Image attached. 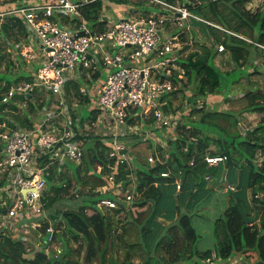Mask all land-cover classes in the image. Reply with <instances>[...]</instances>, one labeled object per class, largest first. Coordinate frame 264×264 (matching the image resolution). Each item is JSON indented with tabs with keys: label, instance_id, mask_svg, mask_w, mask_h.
Segmentation results:
<instances>
[{
	"label": "trees",
	"instance_id": "obj_1",
	"mask_svg": "<svg viewBox=\"0 0 264 264\" xmlns=\"http://www.w3.org/2000/svg\"><path fill=\"white\" fill-rule=\"evenodd\" d=\"M160 1L175 4L178 0ZM131 2L132 0H92L84 4L80 12L88 25L103 30L107 23L103 20L106 6L109 4L125 6ZM15 4L0 8V11L11 9ZM245 4V0H208L189 6V10L206 21L264 46V10L251 13L246 10ZM137 7L144 16H148L151 12L149 7L144 6L143 1L139 2ZM161 9L162 12L158 10L159 14L164 12L163 8ZM202 30L203 34L211 39V44L196 43V47L190 49L186 57L178 59L177 64L183 69L184 79L180 81L182 87L193 86L191 96L186 97L187 103L201 106L198 109L194 108L190 114L200 115L199 123L214 127L218 137L212 138L205 134V130L192 127L191 122L195 120H185L186 122L177 127L174 133L175 139L168 141L170 148L168 154L163 157L162 146L158 147L152 138L144 140L143 136L139 137L138 134L123 137L120 141L125 144L135 164L132 165V170L128 166L116 165L115 180L109 183L107 180L109 170L106 166L114 162L107 159V152L111 149L108 138L102 139L98 136L85 138L78 126L83 127L84 122L95 123L98 111L88 107L87 117L71 113L75 123L73 127L75 140L82 149V158L79 163L66 161L61 166L70 171L71 175L62 178L61 184L57 186L52 185L51 180L56 171H59L57 169L59 165H50L45 183L48 184L49 190H55V195L49 198L47 194H43V190L41 200L44 207L49 209L54 201L60 200L61 192L70 190L73 191L71 197H81V199L74 201L76 211L62 213V222L55 223L56 218L52 214L49 215L51 223L36 221L38 224L42 223L40 227V234H43L40 235L42 241L48 244L59 242L60 248L48 254L42 249L32 259H26L24 255L27 247L23 241L24 237L11 236L1 230L0 264H80L75 258H79L82 252H84V264H187L189 262L204 264L205 258L212 251H216L219 262L226 263L235 255L244 253L245 260H250L252 264H264V90H249L243 96L246 103L239 113H257L262 116L257 127L246 132L245 135L239 134L238 131H229L228 127H236L238 123L237 119L231 120L235 118L234 114L219 112L215 106L210 110L206 109L211 104L209 102L218 96L221 85V71L214 64L219 54L216 46L223 45L235 69L240 67L242 69L247 63L246 60L250 56L247 46L259 47L204 24ZM23 33L18 18L8 17L4 20L2 24L4 38H16L17 34L20 36ZM177 33L176 29L170 32L171 35ZM184 50L187 51L189 48L184 47ZM8 63L10 70L13 61L8 59ZM253 72L257 73V69ZM98 76L97 74L95 78ZM240 79H235L232 85ZM20 81L32 82L33 79L30 73H25L22 68L16 76H12L11 72L0 75V83L3 82V86L0 87V103L1 94L5 89ZM173 81L176 84L177 78ZM173 94L175 92L169 96ZM78 95L81 98L80 103H90L86 96H82L80 92ZM169 96L164 97L163 110L174 114ZM33 97L35 101H32V98L28 100V111L22 113L14 111L9 114L10 127L30 131L36 128L37 123L32 119V115L37 109L36 103L39 100L37 90L33 92ZM199 99L207 101L199 103ZM223 100L228 98L223 97ZM0 106L2 107L1 104ZM11 108V110L17 109ZM2 118L0 117V121L3 120ZM217 118L230 119L231 122L225 127L216 121ZM128 122L131 125L140 123V131L146 135L145 128L152 127L154 120L136 121L130 116ZM153 129L154 133H160L159 130ZM211 146L214 149H211ZM148 148L150 152L156 151L159 158L153 165L147 161L148 156L145 152ZM224 152L229 153L231 163L222 182L223 167L220 165L208 167L205 157L222 155ZM50 155L51 153L48 152L38 159L40 168L50 163ZM191 161L193 165H190ZM225 164L226 161L224 168ZM97 166L102 167L100 173L96 171ZM167 171L173 178L181 176L182 189L179 194H176L175 186L166 185L168 179L160 176ZM207 174L216 176L211 188L206 186ZM103 186L110 190L122 187L123 192L133 190L136 197L127 203L124 201V194L114 195L112 190L105 194L97 192L98 188ZM214 186L220 189L226 186L224 197H227V200L222 201L226 203L225 208L220 215L221 218L215 221L217 224L219 220L222 221L224 236L218 244L200 251L197 248L198 234L193 226L194 215L191 212L204 198L212 194ZM229 186L234 187V190L228 189ZM85 190L87 194H83ZM247 190L251 191V206L246 198ZM256 196L259 197L255 198ZM102 198L116 201L117 209H99L97 204ZM255 208H257L258 221L251 225L244 223L241 212L251 217ZM1 210L5 212V209ZM88 211H91V214ZM122 215L123 219L120 218ZM117 216L119 218H116ZM24 223H29L30 226L31 221H17L18 226ZM48 228H53L54 231L51 241H48ZM71 242L79 244L77 249L70 247Z\"/></svg>",
	"mask_w": 264,
	"mask_h": 264
},
{
	"label": "built area",
	"instance_id": "obj_2",
	"mask_svg": "<svg viewBox=\"0 0 264 264\" xmlns=\"http://www.w3.org/2000/svg\"><path fill=\"white\" fill-rule=\"evenodd\" d=\"M91 1L19 0L13 8L0 11V28L8 17L20 20L23 38L19 42L15 40L16 44L12 45L19 49V56L25 62L33 64V71L29 72L32 82L13 83L1 94L0 104L5 106L0 111V117H3L0 121V223H4L0 224L1 229L7 220H25V212L35 204L34 207L38 206L36 211H42L44 203L41 196L50 165L58 164L61 168L66 161L80 162L82 149L75 140V123L66 102L65 89L71 81H80L82 73H87L86 80L90 84L99 85L92 95L85 89L79 92L82 96L94 98L93 108L98 111V116L93 125H102L108 130L109 136H103L111 144L107 159L114 163H108L106 167L109 170L107 180L112 183L116 165L131 167L135 164L125 144L120 141L141 130L140 123L131 125L128 122L130 116L136 121L153 119L152 127L162 135L168 129L173 134L177 131L181 117L163 110L164 97L169 96L184 79L183 69L177 60L185 53L180 32L184 29L185 33H190L193 29L190 20L243 39L264 51V46L206 21L189 10V6L208 0H178L175 4L152 0L163 8V14L137 19L104 18L107 23L103 30L88 25L81 15L80 8ZM245 1L246 10L251 13L264 9V0ZM167 25L181 29L171 35ZM216 47L219 53L224 51L223 45ZM97 74L99 76L95 78ZM103 74L105 78L100 84L98 80ZM35 90L42 96V100H37L40 103H36L35 112L41 118L36 128L27 132L10 127L9 114L15 110L8 107L16 106V112L28 111V100L32 98L35 101ZM18 97L24 99L16 102ZM48 152L51 153L50 163L40 168L37 161ZM147 160L153 165L159 160L157 152H150ZM225 161L222 155L205 157L208 167H217ZM190 165H193L192 161ZM101 170L102 167L97 166L96 171L100 173ZM160 176L168 179L166 185L175 186L176 194L180 193L181 176L173 178L169 171ZM205 180L210 182L212 179L206 175ZM228 189L234 190V187L229 186ZM109 191L105 186L97 190L101 194ZM134 198L135 192L127 190L124 201L130 203ZM40 203L43 205L41 210ZM97 206L113 210L118 204L102 198ZM47 233L48 241H51L54 231L48 228ZM218 261L216 251H212L204 264Z\"/></svg>",
	"mask_w": 264,
	"mask_h": 264
},
{
	"label": "rangeland",
	"instance_id": "obj_3",
	"mask_svg": "<svg viewBox=\"0 0 264 264\" xmlns=\"http://www.w3.org/2000/svg\"><path fill=\"white\" fill-rule=\"evenodd\" d=\"M19 0H0V8L7 7L8 5H11L13 3H17ZM144 3L145 7H149L151 9L150 14H159L158 10L162 12V7L153 2L152 0H147V2L144 0H132V2L129 5L125 6H119V5H114V4H109L107 5V9L105 10L104 17L110 18V20H118L119 17H125L129 19H137L140 17H145L140 10L137 7V4L139 2ZM161 15V14H159ZM202 24L197 21H191L190 20V25L195 28L196 30L194 31L193 29L190 31V33H185L184 29L181 30L180 33H182L181 37V42L183 47H188L189 50L183 51L185 52L182 57H186L188 53H190V49L193 50L196 47V43L200 44H206L210 45L211 44V39L209 40L204 34L202 30ZM166 29L168 33L172 32L173 29L179 30L181 28H177L175 26H166ZM23 35H16L17 41H21ZM6 39V41H4ZM4 41V42H3ZM12 44H16V41H12L9 37H5L4 39L0 38V75L6 74L7 72H11L12 76H16L19 73V69L22 68L25 73L27 72H32L33 71V64L32 63H27L25 62L20 56H19V49L15 48ZM4 47V48H3ZM250 56L247 58V63L242 67L235 69V65L233 64L230 55L228 52H221L219 53V57H217L216 61L214 64L216 67L219 68L221 71V85L220 88L218 89V93L221 95L216 96V98H213L212 102H209L210 105L206 107L207 110L212 109L213 106H215V109L219 112H231L234 114L235 118L237 119L238 123L236 127L230 128L228 127L231 120L229 119H221L217 118L216 121L221 124L222 126L228 127L229 131L235 132L238 131L239 134L245 135L246 132L252 131L255 129L258 125V123L261 120V115L257 113H239L241 108L245 105L246 100L244 99V94L247 93L249 90H264V69L260 68L261 72L258 71L259 68H257V73L256 72H251L250 69H253V66L250 67L251 65L254 64V62L260 61L261 59L264 58V51L256 48L254 46H247ZM217 55V56H218ZM8 59L13 61L12 66L9 68V63ZM258 66V65H257ZM250 67V69H249ZM259 67V66H258ZM252 73V74H249ZM86 72L82 73L80 75V81L74 82L71 81L68 83L67 88L65 89L66 91V102L68 104V107L70 108V113H74L77 116H88L89 108L92 109L93 107V100L94 98H91L93 96H86V99H88L90 103L86 104V102L80 103L81 98L78 95V92L80 89H85L89 94L94 93L95 89L97 88L96 83L90 84V81L86 80ZM105 78V74L102 75L100 80ZM241 78V79H240ZM235 79H240L236 84L232 85V82ZM3 86V82L0 83V87ZM192 89L193 86L189 85L187 88H183L182 85H178L173 92L175 94L169 96V99L172 101L174 114L177 113L181 118V121L179 120L177 125H181L182 123L186 121L195 120L191 122V126L205 130V134L209 135L212 138L218 137L216 129L214 127H211L208 124H203L199 123V118L200 115L193 114L191 115L190 112L194 108H200V104L198 106H193L192 104L187 103V98L190 97L192 94ZM178 90V91H177ZM177 91V92H176ZM92 95V94H91ZM227 97L228 100H223V97ZM46 97H44L45 99ZM24 98L18 97L15 99L16 102L22 101ZM39 100H42V96L39 95ZM204 99H199V103H204ZM211 101V100H210ZM37 103H40V101H37ZM207 103V102H206ZM5 106L2 105L0 106V111L4 108ZM16 107V106H15ZM9 109H12L11 107H8ZM17 110V109H13ZM206 110V111H207ZM213 110V111H216ZM21 111L20 113H22ZM12 113V112H10ZM189 115V116H188ZM188 116V117H187ZM11 117V116H10ZM187 117V118H186ZM192 117V118H191ZM32 119L37 123L39 122L40 115L37 114V112L32 115ZM186 120V121H185ZM78 122V120H77ZM228 125V126H227ZM79 129L83 133V137L85 138H91L93 136H98L101 137L102 139H105L104 136H109L107 133L108 130L104 129L102 125H93L89 122H84L83 127ZM24 131L30 132V130L23 129ZM146 135L144 134L143 131H138L139 137L143 136L142 138L144 140L150 139L152 135L153 136V141L156 142V144L159 146H162V151L161 155L166 156L168 154L169 146H168V141L171 139H175L176 134L172 133V130H165L164 135L161 133H154L153 127H148L145 128ZM136 134V135H137ZM220 134V133H219ZM104 135V136H103ZM130 138V137H129ZM228 140V139H227ZM138 149L139 147L136 146ZM211 149H214L213 146H211ZM151 151V150H150ZM149 148L145 154L147 156L150 154ZM148 161V160H147ZM152 165V164H151ZM224 169V163L220 165ZM95 167V166H94ZM59 171H56V174L53 177V180H51L52 185H60L61 184V179L69 177L71 175L70 171L65 169L64 167L62 168H57ZM132 170V166L130 167ZM98 173V172H97ZM211 183L207 182L206 186L209 187V184L214 183V179H216V176L214 174H211ZM210 185V186H211ZM211 188V187H210ZM122 187L111 189L110 191L114 194H119V196H122V194L125 195L126 192H123ZM213 192L210 194L208 197L204 198L198 205L197 207L191 212V214L194 215L193 218V226L196 230V233L198 234V242H197V248L200 251H203L209 247H213L214 245L218 244L220 241H222L224 233L222 231V221L219 220L218 224L215 222L217 219L221 218V214L224 211L225 208V202L227 197H224V191L226 189V186L223 188V190H219L218 187L212 188ZM100 192L102 191L99 190ZM223 191V192H222ZM99 192V193H100ZM103 193V192H102ZM44 195H48L49 198L53 197L55 195V190L54 189H48V184L46 183V187L43 192ZM83 194H87L86 190L83 192ZM73 195V191L70 190L68 192H61V198L59 201H54L51 205V208L47 209L43 207L42 209V203H40V209L42 211L37 212L36 208L38 206L34 207L33 205L29 211L25 212V221H31L30 226L29 223H26L24 225L21 224V226L17 225V221L13 220H7L5 222V227L0 228V231L3 230L7 232V234L18 237L21 236L22 238L24 237L25 240V246L27 247V252L24 255L26 259H32L34 255L38 252H40L42 249L45 250V254H48L50 252H56L60 248V243L55 242L53 244H48L44 243L42 241L43 234H40V227L41 224L38 225L36 221L39 222V220H43L44 222H49L51 223L50 216H55L56 222H62V213L65 211H76L77 207L74 205V201L80 200V198L77 197H71ZM136 197V196H135ZM135 199V198H134ZM245 210L248 212V209L245 208ZM106 210H103L105 212ZM89 214H91V211H88ZM116 218H119L118 216ZM123 219V215L120 217ZM27 219V220H26ZM4 224V223H0ZM53 230V228H52ZM135 235L133 234V238ZM133 239V240H134ZM47 245V248L45 246ZM78 243L71 242L70 247L73 249H77ZM75 258V256H73ZM80 264H84V252L81 253V256L78 258ZM184 264V263H182ZM187 264H196L193 262H189ZM242 264H252L250 260L247 259V263H245V260L243 259Z\"/></svg>",
	"mask_w": 264,
	"mask_h": 264
},
{
	"label": "crops",
	"instance_id": "obj_4",
	"mask_svg": "<svg viewBox=\"0 0 264 264\" xmlns=\"http://www.w3.org/2000/svg\"><path fill=\"white\" fill-rule=\"evenodd\" d=\"M264 10V9H263ZM105 19H107L108 17H104ZM196 29L194 28V31H195ZM0 38L1 39H4V37H3V34H2V28H0ZM11 40H16L17 41V39L16 38H10ZM4 41H6V39L4 40ZM3 41V42H4ZM4 48V47H3ZM217 57H219V55L218 56H216V58H215V60H214V62L216 61V59H217ZM259 67H258V66ZM251 66H253V69H250V71L251 72H253V71H255V69H257V68H259V70L258 71H260L261 72V70H260V68H263L264 69V58L263 59H261L260 61H257V62H254V64L253 65H251ZM103 80L104 79H102V80H98L99 81V83H101V82H103ZM99 86V85H98ZM207 175H209L210 177H211V175L210 174H207ZM212 178V177H211ZM212 181V180H211ZM211 181H210V183H211ZM211 184H209V188L212 186H210ZM219 188V187H218ZM219 190H223L222 188L220 189L219 188ZM223 192V191H222ZM224 193V192H223ZM246 198H247V201H248V204L251 206V203H250V200H251V191L250 190H247V192H246ZM254 212H255V210H254ZM254 215V214H253ZM251 217H253V216H251ZM258 221V220H257ZM243 259L245 260V255H244V253H240V254H237V255H235L234 257H232L229 261H227L226 263L225 262H217V263H215V264H242V261H243ZM245 263H247V260H245Z\"/></svg>",
	"mask_w": 264,
	"mask_h": 264
},
{
	"label": "water",
	"instance_id": "obj_5",
	"mask_svg": "<svg viewBox=\"0 0 264 264\" xmlns=\"http://www.w3.org/2000/svg\"><path fill=\"white\" fill-rule=\"evenodd\" d=\"M27 97H30V95L28 94ZM222 156L225 157L226 159V164H225V168L223 170V173H222V177H221V181L223 182L224 179H225V176H226V173H227V170L229 168V165L231 163V160H230V157H229V153L228 152H224L222 154ZM22 193L24 194L25 191L23 190ZM242 214V217H243V221L244 223L248 224V225H251V224H254L257 222L258 220V213H257V208H255V212H254V215L253 217H247L243 212H241Z\"/></svg>",
	"mask_w": 264,
	"mask_h": 264
},
{
	"label": "clouds",
	"instance_id": "obj_6",
	"mask_svg": "<svg viewBox=\"0 0 264 264\" xmlns=\"http://www.w3.org/2000/svg\"><path fill=\"white\" fill-rule=\"evenodd\" d=\"M193 28V27H192ZM193 30H194V28H193ZM224 52V51H223ZM219 53V52H218ZM221 53V52H220Z\"/></svg>",
	"mask_w": 264,
	"mask_h": 264
}]
</instances>
